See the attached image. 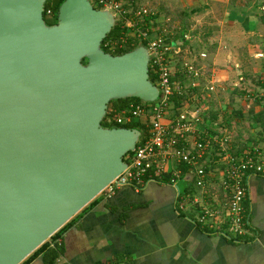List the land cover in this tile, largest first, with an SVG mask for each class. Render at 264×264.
<instances>
[{"label": "water", "instance_id": "95a60500", "mask_svg": "<svg viewBox=\"0 0 264 264\" xmlns=\"http://www.w3.org/2000/svg\"><path fill=\"white\" fill-rule=\"evenodd\" d=\"M45 1L0 0V264H18L126 166L141 131L103 125L109 100L159 93L144 44L102 48L112 10L62 0L47 23Z\"/></svg>", "mask_w": 264, "mask_h": 264}, {"label": "crops", "instance_id": "0c3cea01", "mask_svg": "<svg viewBox=\"0 0 264 264\" xmlns=\"http://www.w3.org/2000/svg\"><path fill=\"white\" fill-rule=\"evenodd\" d=\"M143 1L151 5L144 6ZM130 2L133 8L149 9L139 22L142 28L150 29V35L159 29L155 34L165 33L174 43L181 42L190 51L184 53V59L202 71L197 77L189 76L190 84L197 83L192 89L203 85L212 99L211 106L203 107L209 111L203 113L200 129L215 135L237 155L255 144L264 145V0ZM171 20L177 23L171 24ZM174 59L173 65L178 64L176 69L171 66L173 72L181 68L178 58ZM207 84L216 86L207 91ZM176 112L170 111L168 116ZM206 116L212 119L208 125L203 123L210 119ZM217 153L211 146L206 162H211L215 172L209 179L207 197L196 204L184 202L195 189L187 164L172 161L163 181L152 180L140 189L122 185L110 194H96L62 230L56 256L52 258L49 250L54 239L48 237L44 246L18 264H264L263 175L248 176L244 203L252 228L247 239L236 240L197 220L199 206L206 200L225 210L224 163ZM185 165L187 169L182 167ZM174 172L175 179L170 181Z\"/></svg>", "mask_w": 264, "mask_h": 264}, {"label": "built area", "instance_id": "2783aa9c", "mask_svg": "<svg viewBox=\"0 0 264 264\" xmlns=\"http://www.w3.org/2000/svg\"><path fill=\"white\" fill-rule=\"evenodd\" d=\"M130 1L96 0L101 8L112 10L116 20L122 18L125 26L133 29L142 39H147L145 46L149 52L148 65L153 70L156 81L153 83L158 87L159 93L153 101L140 99L137 102L131 101L125 107L106 111L103 123L105 126H123L127 122L138 120L147 127L145 136L140 134L135 147L127 154L126 166L101 191L110 194L122 185L140 189L152 180L163 181L162 176L170 169L168 165L172 161H180L187 164V172L193 175L195 186L193 193H187L188 197L184 198V202L188 200L196 204L204 195L207 197L209 179L215 170L211 162L206 161H210L208 156L211 146H216L217 154L224 163L221 185L228 193L225 210L222 212L206 200L199 206L197 220L204 226L219 228L224 235L236 240L244 239L252 228L249 210L244 203L248 193V176L255 173L264 176V145L255 144L237 155L222 146L215 135H209L200 129L201 116L197 111L186 108L181 110L180 107L174 115L168 116L173 93L183 94L186 91L184 82L172 79L171 60L177 57H173L174 54L183 51L188 54L190 51L184 50L181 42L168 40L164 33L151 36L150 29L142 28L139 23L149 13V9L144 6L133 8ZM46 12L50 14L51 8H47ZM123 39L121 37L120 40L124 41ZM200 55H205V52ZM183 57L180 56L179 61L184 76L197 77L202 74L193 62L182 60ZM196 84L191 82L190 88ZM176 174L177 172L173 173L170 181L175 179ZM180 205H183L182 202Z\"/></svg>", "mask_w": 264, "mask_h": 264}, {"label": "trees", "instance_id": "16d2710c", "mask_svg": "<svg viewBox=\"0 0 264 264\" xmlns=\"http://www.w3.org/2000/svg\"><path fill=\"white\" fill-rule=\"evenodd\" d=\"M61 1L62 0H46L45 1V9H44V18H45V20L48 19L46 16H50L51 18H54V20L52 22H50V21L48 22L46 20L47 23H54L56 21V12H57L58 6L61 3ZM97 6L100 7L101 5H97ZM47 8H51L52 12L50 14H48L46 12ZM184 28H187V26H185ZM130 30L131 29L129 27H127V26H125L123 24V20L122 21L116 20L115 24H113V26L110 29V31L102 39V42H101L102 48L104 50L110 51L112 53H122L124 51L129 50V49H132L133 47L138 45L139 42L144 44V45L146 44L147 39H142L141 37L137 36L134 33V31L130 32ZM121 37H124V39H123L124 41L120 40ZM166 38L168 39L167 36H166ZM172 42H174V41H172ZM113 47H115V48H113ZM82 61L85 62L86 59L83 58ZM175 72L180 75V78H181L180 81L182 82L184 80V78L182 80L181 76H183V74L181 73L180 68H179V71H175ZM149 76H150V79L152 80V82H154L155 81V77H154V73H153V70L151 69L150 65H149ZM172 79H175L174 74L172 75ZM182 98H183L182 94L173 93V95L171 96V100L173 101V103H175V105L178 106V108H176L175 110H178L180 108V106L182 105L183 100H180ZM138 100H140V99L138 97H135V96L110 99L109 102H108L107 112L110 111L111 109H119V108L125 107L131 101L137 102ZM104 122H105V117H103V119H102V123H104ZM123 125L131 126V127H137L139 130H141V136L142 137H144L145 134H146L145 131H146V127L147 126L144 123H141L138 120L127 122V123H125ZM128 153H129V151L124 154V156H123L124 160H127V154ZM182 167L184 169H187L186 165L182 166ZM167 177L168 176L166 175V173L162 176V178H164V179L167 178ZM70 220L71 219L66 221L61 227H59L53 234H51L49 236V238H53L54 239V245H53L54 247H52V249H49L50 253L52 254V258L54 256H56L59 253V251H60L61 243L59 242L58 238H61L62 230H64L67 227V225L69 224ZM244 239H247V237H245ZM45 243H46V240L44 242H42L32 252L37 251L39 248L44 246ZM30 255H32V253H30L28 256H30ZM25 259L22 260V262H24ZM50 259H51V255H50Z\"/></svg>", "mask_w": 264, "mask_h": 264}, {"label": "rangeland", "instance_id": "374dc122", "mask_svg": "<svg viewBox=\"0 0 264 264\" xmlns=\"http://www.w3.org/2000/svg\"><path fill=\"white\" fill-rule=\"evenodd\" d=\"M91 2L94 4V6H96V7H98L97 5V2H96V0H91ZM144 2V6H149V5H151L150 4V2L149 3H147L146 1H143ZM143 4V3H142ZM149 4V5H148ZM48 19H46L48 22L50 21V22H52L53 20H54V18H51L50 16H46ZM117 20H119V21H122V18H118ZM116 22V21H115ZM115 22H114V24H115ZM157 22H159V21H157ZM173 22H174V24L175 23H177V21H170V23L171 24H173ZM183 22V21H182ZM182 22H178L179 24L180 23H182ZM182 26H184V22H183V25ZM131 29V28H130ZM178 29V28H177ZM184 29V28H183ZM159 29H156L155 31H152L153 33L151 34V36H153V34H155V33H157V32H159L158 31ZM189 30V29H188ZM164 31V30H163ZM184 31H187V30H184ZM130 32H133V29H131L130 30ZM165 32V31H164ZM165 34V33H164ZM176 34V38L179 36V34L178 33H175ZM139 42V41H138ZM138 44H141L140 42L138 43ZM182 46V45H181ZM183 47V46H182ZM185 47V46H184ZM113 48H115V47H113ZM177 56V57H176ZM180 56H186L185 54H184V52H179L178 54H174V56L173 57H176V58H178V61L180 60L179 58H180ZM182 60H184V57L182 58ZM175 61V59L173 58L172 60H171V65H173V62ZM176 64H178L177 62L175 63V65H173V67L176 69ZM181 66V65H180ZM182 72V71H181ZM173 74H174V77H175V80H180L181 78H180V75L178 74V73H176V72H173ZM182 74H183V76H184V73L182 72ZM187 77H184V78H186V79H184L183 81H184V85L186 86V91H185V93H183L182 95H183V98L182 99H180V100H183V102H182V104H184V107H181V110H183L185 107H187V109H190V110H194V111H197V113L201 116V117H205V115L203 114V113H205L206 111H209V110H207V109H209V108H203L204 107V105L205 104H209L210 106H211V103H212V99L210 98V96H207L205 93V91H204V89H203V85H200L199 86V88L197 89V90H193L192 88H190V77L188 76V75H186ZM182 77V76H181ZM154 82H156V81H154ZM201 84H203V83H201ZM184 85H182L183 87H184ZM214 85V84H213ZM212 84H207V91L208 90H212V89H214L215 88V86L216 85H214V87H212V88H210V86H213ZM204 86H206V85H204ZM243 87V86H242ZM192 89V90H191ZM190 92V93H189ZM189 94V95H188ZM185 95V96H184ZM200 97H202V99H200L199 100V98ZM209 97V98H208ZM204 99V100H203ZM176 108H178V106L177 105H175V103H173V101L171 102V105H170V111H177V110H175ZM206 118H207V116H206ZM210 117H208L207 119H209ZM143 119H145V118H143ZM210 120H212L211 118L209 119V121L208 122H206V121H204L203 123L205 124V125H208L209 124V122H210ZM201 123H202V121H201ZM206 128H207V126H206ZM227 148L228 149H230L229 148V145L227 146ZM215 149L217 150V147L215 146Z\"/></svg>", "mask_w": 264, "mask_h": 264}]
</instances>
